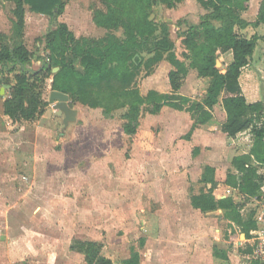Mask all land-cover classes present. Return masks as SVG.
Segmentation results:
<instances>
[{
	"label": "trees",
	"instance_id": "obj_1",
	"mask_svg": "<svg viewBox=\"0 0 264 264\" xmlns=\"http://www.w3.org/2000/svg\"><path fill=\"white\" fill-rule=\"evenodd\" d=\"M14 3L13 24L9 33H0V82L10 87L3 101V112L14 121H33L41 116L49 101L44 92L52 77L51 89L69 94L71 103L101 108L106 116L125 108L121 118L123 128L132 142L140 138V124L144 113H159L163 106L191 112L193 125L185 135L213 117V106L222 96L227 120L222 130L229 136L249 129L253 145L249 154L234 158L237 173H229L227 183L245 197L260 196L262 182L258 165L264 167V101L248 102L240 81L242 68L249 62L257 44V36L247 37L240 32L248 25L264 24V0L259 4L255 21L243 16L250 0H197L205 9L198 22L190 23L179 35L184 45L183 56L176 52L171 36V23L158 17V6L176 7L183 0H104V7H96L92 18L97 26L121 34L109 33L104 38L77 36L69 23L59 19L68 0H6ZM27 9L51 15L54 26L45 38V57L38 67H30L33 52L25 41ZM155 14L153 18L151 15ZM179 25L186 23L180 18ZM233 50L234 59L226 70L217 66L218 52ZM163 59L173 68L169 72L171 92L149 89L143 93L137 84L140 73L150 74ZM190 68L199 76L209 77L205 96L195 100L183 95L180 88ZM195 148L194 151H198ZM203 181L214 179V168L207 166ZM194 207L203 211L217 206L224 208L225 217L241 226L247 237L255 222L244 218V203L232 196L216 200L212 191L192 195ZM141 239V246L144 245ZM70 248L84 255L87 264H117L103 252L97 240L73 238ZM215 255L227 259L226 254ZM141 252L132 246L130 255L120 264H140ZM244 264H262L251 259Z\"/></svg>",
	"mask_w": 264,
	"mask_h": 264
},
{
	"label": "rangeland",
	"instance_id": "obj_2",
	"mask_svg": "<svg viewBox=\"0 0 264 264\" xmlns=\"http://www.w3.org/2000/svg\"><path fill=\"white\" fill-rule=\"evenodd\" d=\"M10 4L0 0V30L7 32L12 24ZM104 6V0H68L59 19L67 21L77 36L104 38L111 32L120 35L121 30L109 31L94 23V9ZM203 12L205 9L197 0H183L174 8L158 6V17L171 23V36L180 57L183 56L185 48L179 33L190 23L198 22ZM27 15L25 39L33 52L30 67H39L45 57V38L54 26V19L51 15L30 10ZM180 18H186V23L179 25L177 22ZM256 53L257 48L254 56ZM157 66L150 74L143 70L138 76L137 84L144 94L150 87L149 80L152 78H148ZM3 83L4 81L0 82V136L8 130V134L19 137L18 132L28 122L16 121L13 127L7 129L2 100L9 94L10 86H5V90L1 91ZM44 96L50 100L49 87L46 88ZM54 103L52 101L47 105L44 116L42 114L28 123L35 124L30 130L36 124L43 128L37 133L29 132V135L38 138L42 143L43 157H47L48 169L46 172L31 175L27 172L17 176L14 174L11 184L5 185L8 189L0 190V264H87L82 253L69 247L74 237L98 239L103 244L104 254L117 264L130 254L132 246L141 251V264H214L209 245L214 242L222 227L224 231L229 228L225 237L231 243L223 239L220 244H231L235 249L232 263L246 261L242 256L248 250L245 235L241 230L235 231L227 225H221L220 216L216 212L202 214L195 211L189 217L184 216V219H177L178 214L172 213L163 226L162 235H157L153 227H150L151 222L143 215V209L158 207L159 203L153 200L152 195L157 181L163 182L167 178L166 182L171 180V184H176L173 188L176 190L182 188L180 183L183 184L185 178L179 174L165 176L150 172L149 169L153 168L152 160L141 159V154L146 149H151L146 148L152 141L149 127L145 131L143 144L134 147L132 143L140 141L141 132L136 142H132L128 135L121 140L119 127L125 108L115 111L112 129L117 144L122 145L107 153L104 144L109 143L110 138L105 131L109 128L100 109H88L73 102V107L82 110L80 124H76L78 127L73 134L71 126L75 125L63 128V114L56 116ZM170 123L173 129L181 126L177 119L170 118ZM152 129L158 132L162 127L157 125ZM165 134L169 135V130ZM73 136L77 139L68 142ZM20 149L32 153L35 151L34 146L28 144L22 145ZM9 150L14 151L13 148ZM148 170L149 175L146 173ZM260 177L264 182V173ZM24 181L28 182L27 185L23 184ZM90 181L94 183L87 187ZM181 202L179 209L172 206V212L185 208L183 200ZM249 206L246 214H249ZM183 228H186L184 230L188 234L186 241L196 238L192 241L196 243L194 247L191 248L190 245L188 248L179 249L173 244L176 235ZM201 235H208L209 243L199 248L196 247L199 246L197 239ZM142 238L145 239L143 246ZM187 250L189 251L185 255H178ZM218 261L222 264V260Z\"/></svg>",
	"mask_w": 264,
	"mask_h": 264
},
{
	"label": "crops",
	"instance_id": "obj_3",
	"mask_svg": "<svg viewBox=\"0 0 264 264\" xmlns=\"http://www.w3.org/2000/svg\"><path fill=\"white\" fill-rule=\"evenodd\" d=\"M3 1L11 3L10 10L12 12L11 14H12V24H13L14 4L12 1H6V0ZM260 2L261 0H255V1L250 0L249 8L243 11V16L249 21H255L257 19V15L259 12ZM28 11L29 9H27L26 11V27H27ZM11 27L9 32L11 31ZM1 32L9 33L5 30H0V33ZM240 32L247 37L256 35L258 38L254 52L250 56L247 65H245L242 68L241 75L239 77V81L243 93L248 102L264 101V88H263L264 87V24L263 23L259 25L250 24L246 28L241 29ZM256 48L258 49V53H256L254 56ZM233 59H234V54L232 49L227 50L225 52L219 51L217 56V66L224 71L226 70L228 65L233 61ZM172 68L173 65L169 62V60L163 59L158 64L155 72L152 75H150L148 78V79L150 78L152 79L149 80L150 87L147 89V92L149 89H156L161 92H171L172 87L169 80V72ZM51 82H52V77L48 79V85H47V87H49L50 94L52 91ZM209 82H210L209 77L199 76L196 69L190 68L180 88V92L183 95L189 96L192 99L201 100L205 96ZM8 90L10 94V88ZM9 94L3 97L2 103L6 99V97L9 96ZM48 101L51 104L52 102L51 99ZM69 103L71 106H73L72 105L73 102L71 103V99ZM76 103H80V102L76 101ZM80 104L88 109H100L102 111L101 108L90 107L84 105L83 103ZM77 109H78L77 120L70 122L67 126L69 127L70 125L73 124L75 125V126H71V131L73 134L76 128L78 127V125L80 124L79 121L81 120L82 110L80 108ZM212 113H213V117L206 123L200 124L194 130L190 138L185 137V135L189 132L194 122V119L190 111L186 109H182V110L177 109L170 105H165L163 106V108L159 113L153 114L147 112L146 116L145 114H143L140 124L141 139L138 143H132V145H134L135 147V145L138 146L140 144L141 145L143 144V140L144 138H146L144 136L146 135L145 131L147 127H149L152 131L151 132L152 141L150 145L146 147V148L150 147L151 149L150 150L146 149V152H143L141 154V159L152 160L151 165L153 166V168L149 170L154 175L164 174L165 176H168L170 174L171 175L179 174L180 176H183L185 178L184 183L183 184L180 183L182 188H178L176 190H173L176 184H171V180H169V182H166L167 178L162 180L163 182H159L158 180L154 192L152 191L153 200L159 203L158 207L156 209H151V208L143 209V215L145 214L146 219L148 218L150 220L151 222L150 227H153L154 232H157V235L158 234L162 235L164 231L163 226L165 222L168 220L169 215H171L172 213L175 214L176 212L178 214L176 217L177 219L179 217L184 219V216L189 217L192 214V212L195 211L202 214L216 212L220 216L221 225H227L228 227L233 228L235 231L241 230V233L245 235V243L248 250L242 253V256L246 259V261L242 263H240V261L239 263L238 262L232 263V260L234 259L233 256L235 257V253H234L235 249L231 247V244L229 245L227 244V246L224 245L222 246L220 244L223 243L222 242L223 239H225L227 243H231V241L229 242V240L225 237L227 234V230L229 228L226 229V231H224L223 230L224 227H222V230L220 229L218 231V235H216V239L214 240V242L211 245H209L214 258L213 263L220 264L218 260H222V264H230V263L244 264L247 261L253 259L251 257L253 253V246L250 244L249 241L247 242L246 240L250 239L253 236L254 230H256L257 228V217L261 213L264 206V182H262V179L260 177V175L264 173V167L254 162L256 165H258V175L262 182V186H261L262 194L259 197L258 196L245 197L238 191V189L232 187L227 183L228 174L238 172V168L235 165L234 158L237 156L249 154L254 140L251 131L249 129L241 131L234 136H229L222 130V126L224 122L227 120V112L223 105L222 96L220 97V100L213 106ZM3 115L6 119L7 129L13 127L14 122L16 121L10 118L9 115L4 114V112ZM103 115L106 119L109 128L105 131V134L107 137L110 138V142L104 144L106 146L105 150L106 151L108 150L107 153H111L112 148L116 146L120 147L122 144L118 145L116 139L114 138V130L112 129V125L114 122V117H113L114 115L106 116L104 113ZM152 115L155 116L152 117ZM56 116H58V113ZM170 118L180 120L181 126L179 129H173L170 123ZM25 122L29 123V121H25ZM28 123L27 124L21 123V125L23 124L22 126L23 129H21L18 132L20 134V135L18 134L19 137L17 135L13 136L11 134H8L9 132L8 130L4 131L6 134L0 136V150L2 153V154L0 153V190L8 189L5 187V185L11 184L14 174H16L15 176H17L22 172L24 173L27 172L28 174L31 175L32 173L37 174L38 172L39 173H43L44 171L46 172V170L48 169L47 157H43L44 154L42 152L43 150L42 143L38 138L35 137L33 138L29 135V132L31 133L34 131L37 133L38 131L40 132L41 131L40 129L43 128H41L39 125L36 124V127L33 130H30L31 129L30 127H34L35 124L30 125ZM77 123L78 125H76ZM157 125L159 126L161 125L162 127L161 131L157 132L156 130L154 131L152 129L154 126ZM63 128L66 127L63 126ZM167 130H169V135L166 136V134L164 135V133L167 132ZM119 133L121 134L120 137L121 140H123L124 136H127L123 128V121L119 127ZM18 139L20 141H17ZM74 139L76 140L77 138L73 136V138L70 137L69 140L67 139L65 140H67L68 142H72L75 141ZM26 144L30 146L33 145L35 151L32 153L31 151L28 152L25 150H21L20 147ZM11 148H13L14 151L9 150ZM195 148H199V150L195 152L194 151ZM207 166L214 168V179L216 181L215 185H213L211 181H203V174ZM58 167L59 169L61 168L60 166ZM149 170L146 172L148 175L150 174ZM27 183H28L27 181H24L23 184L27 185ZM93 183L94 182L92 181L88 182L87 187L93 185ZM88 189L92 190L91 188ZM202 191L205 192L212 191L216 200L225 198L227 196H232L236 201H242L244 203V207L242 208V214L244 218H249L251 216V218H253L255 222V227L251 230V236L247 237L246 233L242 231L240 225L236 224L232 220L227 219L225 217L224 208L217 206L214 209L203 211L199 208L194 207L192 204V195L199 194ZM182 200L185 208L182 210L176 209L174 212H172L171 210L172 206L174 205L179 209L182 205L181 202ZM248 206L250 207L251 212L249 211V214H246L245 212ZM184 229L186 228L181 229L179 235H176L175 243H173L175 247L179 249L186 247L188 248L190 245L192 248L194 247L193 245L196 244L195 242H192L196 240V238L193 237L191 238L192 240L186 241L185 237L188 234L185 233ZM166 232L171 233V231H167V230ZM230 238L233 239V236H231ZM201 239H203V242H201ZM89 240L99 241L98 239H89ZM197 241H198L197 243H199V246L196 247L199 248L203 244H208L209 243L208 235L199 236ZM189 250L185 251L183 254H178V255H185L186 253H188ZM216 250H218L220 254H226L228 258L223 259L221 257H218L217 255H215ZM141 263H142V253H141Z\"/></svg>",
	"mask_w": 264,
	"mask_h": 264
},
{
	"label": "water",
	"instance_id": "obj_4",
	"mask_svg": "<svg viewBox=\"0 0 264 264\" xmlns=\"http://www.w3.org/2000/svg\"><path fill=\"white\" fill-rule=\"evenodd\" d=\"M154 15L155 14H152L151 18H153ZM3 84L4 86L2 87L1 91L2 90L4 91L5 86H7L5 82ZM50 99L51 101L55 102L53 106L57 110V113L60 115L62 114L64 115V118H63L64 127H67L70 122L77 120L78 109L70 105L69 94L63 91H60V90H52L50 94Z\"/></svg>",
	"mask_w": 264,
	"mask_h": 264
},
{
	"label": "built area",
	"instance_id": "obj_5",
	"mask_svg": "<svg viewBox=\"0 0 264 264\" xmlns=\"http://www.w3.org/2000/svg\"><path fill=\"white\" fill-rule=\"evenodd\" d=\"M253 246L252 258L261 261L264 264V206L257 217V228L254 230L253 236L248 239Z\"/></svg>",
	"mask_w": 264,
	"mask_h": 264
}]
</instances>
